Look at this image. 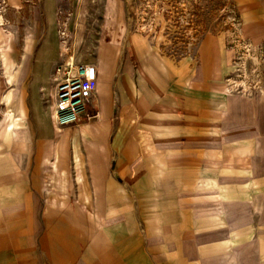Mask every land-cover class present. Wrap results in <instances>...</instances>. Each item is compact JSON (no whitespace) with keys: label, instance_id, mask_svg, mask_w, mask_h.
Instances as JSON below:
<instances>
[{"label":"crops","instance_id":"obj_1","mask_svg":"<svg viewBox=\"0 0 264 264\" xmlns=\"http://www.w3.org/2000/svg\"><path fill=\"white\" fill-rule=\"evenodd\" d=\"M235 5L264 41L263 0ZM139 37L102 46L98 118L62 129L61 59L45 85L39 51L19 66L0 46V264H264V236L243 245L264 200V95L228 92L224 36L186 62Z\"/></svg>","mask_w":264,"mask_h":264},{"label":"rangeland","instance_id":"obj_2","mask_svg":"<svg viewBox=\"0 0 264 264\" xmlns=\"http://www.w3.org/2000/svg\"><path fill=\"white\" fill-rule=\"evenodd\" d=\"M236 1L0 0V36L3 40L0 46L4 56H8L7 63L19 66L28 64L33 52L39 51L36 65L45 85L48 84L49 69L60 59L61 62L96 67L102 46L108 45L122 52L127 39L133 35L148 40L176 62L194 60L200 43L210 36H224L228 50L232 52L229 46L233 45L243 53L245 43L255 46L264 41L254 43L241 34ZM256 56H248L241 63L242 68L231 59L232 69L228 76L244 89L256 92L253 96L264 95V62ZM250 57L253 60L250 61ZM83 117L86 122L96 120L97 109ZM244 188L248 189V186L244 185ZM258 204L259 215L248 217L251 224L258 225L259 231L244 232L243 245L252 237L264 236V200Z\"/></svg>","mask_w":264,"mask_h":264},{"label":"built area","instance_id":"obj_3","mask_svg":"<svg viewBox=\"0 0 264 264\" xmlns=\"http://www.w3.org/2000/svg\"><path fill=\"white\" fill-rule=\"evenodd\" d=\"M229 48L233 52L232 62L239 67V64L247 60L251 54H257L255 58H260L261 62H264V42L255 46L245 43L243 53L237 51L236 46L231 45ZM50 82L53 91V101L50 103L51 116L56 128L75 126L83 116L89 115L92 110L95 111L97 85L95 66L74 64L72 61L61 62L54 68ZM226 86L228 92L241 96H253L256 93L252 89L239 86L230 77L226 80Z\"/></svg>","mask_w":264,"mask_h":264}]
</instances>
